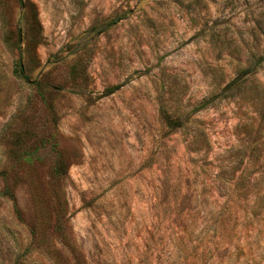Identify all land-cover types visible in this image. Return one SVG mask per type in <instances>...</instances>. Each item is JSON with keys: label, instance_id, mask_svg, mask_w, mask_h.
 I'll use <instances>...</instances> for the list:
<instances>
[{"label": "rangeland", "instance_id": "374dc122", "mask_svg": "<svg viewBox=\"0 0 264 264\" xmlns=\"http://www.w3.org/2000/svg\"><path fill=\"white\" fill-rule=\"evenodd\" d=\"M3 3L0 264H211L230 206L264 245V0Z\"/></svg>", "mask_w": 264, "mask_h": 264}, {"label": "trees", "instance_id": "16d2710c", "mask_svg": "<svg viewBox=\"0 0 264 264\" xmlns=\"http://www.w3.org/2000/svg\"><path fill=\"white\" fill-rule=\"evenodd\" d=\"M0 24L2 30V44L9 51H18L21 49L20 39L18 38L17 32L13 31L4 20V3L3 0H0ZM38 19L36 14L31 15L29 20V31L37 28ZM16 34V35H15ZM14 75L24 81H28V78L24 72L23 65L20 61L16 62L14 66ZM239 78L231 81L225 87L226 91H236L240 90L238 85ZM208 105V101L203 102L199 106V110L204 109ZM249 158L257 160V162L262 161L264 163V156L260 150L251 149L248 152L243 154L242 158ZM260 169L263 168L262 164H259ZM59 165H56V172L58 171ZM3 195L8 196L12 201L14 197L12 193L5 189ZM261 196H264V191ZM229 204H233V200L229 201ZM261 208L264 206H257L256 211L261 213ZM229 218H232V223H225L224 217L228 218L227 215L221 217L220 226L218 228V236L216 237L215 243H210L208 246H205L201 252L204 256L207 257L208 261L211 264H264V245L259 244V242L250 243L248 240L246 242L240 241L241 232L234 231L232 227L236 226L238 223V217L234 215L231 206L229 207ZM228 221H230L228 219ZM232 226V227H231ZM250 239V237L248 238Z\"/></svg>", "mask_w": 264, "mask_h": 264}]
</instances>
